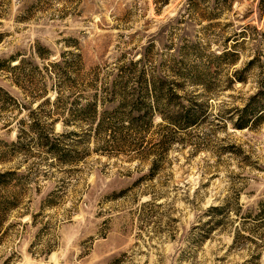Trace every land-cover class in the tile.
I'll return each instance as SVG.
<instances>
[{"label": "rangeland", "instance_id": "1", "mask_svg": "<svg viewBox=\"0 0 264 264\" xmlns=\"http://www.w3.org/2000/svg\"><path fill=\"white\" fill-rule=\"evenodd\" d=\"M0 60V171L19 198L0 264H264V119L236 125L264 89V0H0ZM140 75L171 90L156 111Z\"/></svg>", "mask_w": 264, "mask_h": 264}, {"label": "trees", "instance_id": "2", "mask_svg": "<svg viewBox=\"0 0 264 264\" xmlns=\"http://www.w3.org/2000/svg\"><path fill=\"white\" fill-rule=\"evenodd\" d=\"M241 34L244 33V31H240ZM40 54V52H39ZM232 55V57H229ZM217 59H227L230 63H236L239 60V55L236 52H232V47H227L225 51L219 53L216 55ZM230 58V59H229ZM14 60H18L17 63L14 65H10ZM78 62L81 61V55L78 57ZM7 63V68H19L25 61L24 57H17L12 56V58L2 61L4 63ZM0 60V63H2ZM56 65H59V63H55ZM80 77V75H78ZM242 80V77L236 76L234 77V80ZM137 85H141L143 87L144 91L152 93V96H155V102L152 105L150 109L153 111V109L156 111L160 108L162 104V100L165 97L171 96L170 92L171 90L166 86V80L163 78H158L157 80L148 81V79L143 78V75H140ZM151 87V88H150ZM124 89V88H123ZM0 90H4L6 95L8 92L3 89V87H0ZM120 93L116 90V87L114 88L113 93L117 94V98L120 100V103L122 106L127 107L131 111H134V109H140L138 102L139 99L135 92L131 94H127V92L124 90H120ZM264 89H260L258 92H256L254 95L251 96V101L244 107L242 110L243 114L241 115V118L238 119L236 125L239 128H245L250 127L254 122L256 121H262L264 119ZM13 99V98H12ZM80 115L87 116L89 120L94 123L93 119L95 117V104L94 102L87 103L86 106L82 107L80 110ZM94 116V117H93ZM92 117V118H91ZM129 118L132 121L133 126L136 122H138V118L130 117ZM175 122H177L178 126H187V125H193L197 122V120L200 118L199 111L197 110H191V111H183L178 112L176 115H173L171 117ZM32 123V122H31ZM102 123H98V126L94 128L93 124L91 125L95 131H98V129L102 126ZM30 127L34 130V132L38 133V138L40 140H43L42 143L46 145L48 151L54 155L55 157L61 158V160H66L69 157H71V153H69L68 149H64L60 147L59 141H52L50 138V134L48 133V128L44 127L39 121L33 122ZM110 128H114L112 126H109ZM75 132V131H74ZM15 173L12 170L7 171H0V233L3 230V224L5 222V219L7 218L8 211H10L12 208L16 207L19 203V198L16 191H11L8 188V179ZM264 211V208H263ZM3 235V234H2Z\"/></svg>", "mask_w": 264, "mask_h": 264}]
</instances>
